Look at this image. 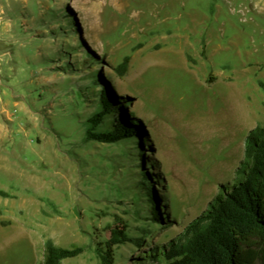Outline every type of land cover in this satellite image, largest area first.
Returning <instances> with one entry per match:
<instances>
[{
	"label": "rangeland",
	"instance_id": "1",
	"mask_svg": "<svg viewBox=\"0 0 264 264\" xmlns=\"http://www.w3.org/2000/svg\"><path fill=\"white\" fill-rule=\"evenodd\" d=\"M0 42V264H44L47 242L83 248L61 264H101L116 224L135 241L115 264H131L236 181L264 126V0H0ZM103 81L121 106L94 132L139 134L86 138Z\"/></svg>",
	"mask_w": 264,
	"mask_h": 264
},
{
	"label": "trees",
	"instance_id": "2",
	"mask_svg": "<svg viewBox=\"0 0 264 264\" xmlns=\"http://www.w3.org/2000/svg\"><path fill=\"white\" fill-rule=\"evenodd\" d=\"M128 61L126 57L120 64L124 72ZM103 82L102 111L89 120L86 138L115 143L139 134L138 126L125 120L117 121L111 131L94 132L106 114L120 110L121 106L109 84ZM245 147L236 181L220 185L206 211L178 238L148 250L131 264H264V126L248 133ZM140 185L146 190L152 222L162 223L151 184ZM130 241L135 240L129 237L127 226L116 224L110 229L109 239L96 249L101 264H115V246ZM82 252V247L65 249L47 242L44 264H61Z\"/></svg>",
	"mask_w": 264,
	"mask_h": 264
},
{
	"label": "crops",
	"instance_id": "3",
	"mask_svg": "<svg viewBox=\"0 0 264 264\" xmlns=\"http://www.w3.org/2000/svg\"><path fill=\"white\" fill-rule=\"evenodd\" d=\"M3 29H5V28H3ZM5 43H6L5 45H7V42H5ZM0 44H1V42H0ZM9 46H11V45L9 44ZM1 65H5V63L4 62L3 63L0 62V66ZM2 70L3 69L1 68L0 69V73H2ZM2 84H3V79L0 76V138L4 139L6 137V127L5 126L7 124V120L4 117V113H5L4 100H5V97H4V92L2 91V88H1Z\"/></svg>",
	"mask_w": 264,
	"mask_h": 264
}]
</instances>
